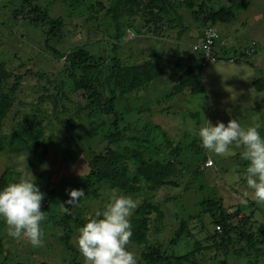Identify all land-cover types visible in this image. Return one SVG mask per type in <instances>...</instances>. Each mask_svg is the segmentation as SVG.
<instances>
[{"label":"rangeland","instance_id":"1","mask_svg":"<svg viewBox=\"0 0 264 264\" xmlns=\"http://www.w3.org/2000/svg\"><path fill=\"white\" fill-rule=\"evenodd\" d=\"M185 1L173 0L175 9L170 12L153 10L161 21L155 23L153 19L151 26L152 17L148 15H125L119 20L120 34L125 37L116 40L115 24L103 10L111 0H33V6L64 21L61 37L46 45L45 28L28 20L33 15H24L27 10L21 0H0V63L13 75L23 77L13 109L0 124V139L15 129L31 127L44 143L17 154H9L4 148L0 151V176L8 169L11 183L31 173L45 194L42 210L48 215L41 224L44 246L39 248L9 236L0 218V264H68L73 259L84 264L76 242L78 229L105 209L114 192H123L101 183L94 187V193L84 192L73 202L72 215L77 222L71 224L70 244L77 255L59 242L63 232L58 221L64 212L59 205L66 207L72 182L82 179L90 160L106 151L107 136L113 132L110 123L115 117L120 120L121 148L138 151L145 161L170 162L178 170L169 184L155 190L141 180L137 191L123 193L130 194L137 207L146 201L158 205V211L163 213L162 218L153 211L148 216V245L162 244L167 248L181 221L187 223L192 238L180 240L168 249L170 252H189L194 240L206 245L204 238L212 233L214 212H207V204L202 203L214 201L230 211L243 207L250 219L248 227L257 233L258 240H263L256 245L260 256L251 252L244 258L230 257L228 263L264 264V205L254 202L247 187V162L240 158L241 149L233 146L232 154L218 156L201 146L197 134L206 120L215 126L217 121L227 125L230 119H237L242 126L259 124L264 137V104L260 103L264 93L251 96L254 89L258 90L257 84L264 83V0H190L192 9H187ZM221 9L231 18L215 22L218 45L214 54L226 60L236 57L233 51L240 48L256 51L250 55L249 50V58L243 61L204 64L191 47L204 29V11ZM198 12L202 14L194 17L192 13ZM113 45L117 46L115 54L122 66L158 65L162 74L133 92L118 95L116 91L114 114L106 116L89 109L78 112V106L86 101L80 94L67 93L71 69L61 55L76 46L89 51L100 63L95 72L97 86L107 95L104 79L111 71ZM195 66H200L199 70ZM196 70L203 81L204 94L172 95L178 80L194 76ZM9 81L13 83L14 77ZM62 82L60 94L55 86ZM247 82L256 84L246 91L243 84ZM207 159L213 161L214 167L200 170ZM241 245L246 247L245 242ZM235 247L239 248V244ZM128 248L139 259L140 249L131 243ZM208 252L200 264H216L210 259L212 252Z\"/></svg>","mask_w":264,"mask_h":264},{"label":"trees","instance_id":"2","mask_svg":"<svg viewBox=\"0 0 264 264\" xmlns=\"http://www.w3.org/2000/svg\"><path fill=\"white\" fill-rule=\"evenodd\" d=\"M21 1L27 10L24 15L28 14V12L33 15L31 19L28 20L45 28L46 45L61 37V30L64 22L62 18L50 17L46 11H41L38 7L33 6V0ZM173 4V0H111L110 5L103 10H105V15L110 16L115 24L116 40H122L123 36L120 34L119 25V20L122 17L125 15H148L152 17L148 25L151 26L153 19H155V23L161 21L157 14H153V10L158 9L160 11L170 12L175 9ZM184 5L187 9L193 8V3L190 0H186ZM103 7L102 5V8ZM204 9L206 8L204 7ZM204 13L203 19L206 21L204 27L207 25L214 26L215 22L224 23L231 18V14L227 13L224 9L216 12L204 11ZM192 14L195 17L197 14H202V12ZM115 45H113L114 57L112 58L111 71L104 79L108 89L107 95L97 86L99 84V79L95 77V72L97 73L100 63L89 51L84 49L83 46H76L65 55H61L65 57V61L69 64L71 69L67 93L80 94L86 101L85 105L78 106V112L89 109L106 116L114 114L113 104L117 97L116 91L118 95L133 92L147 86L162 74L158 65L143 64L135 67L122 66L119 64L118 58H116L115 53L117 46ZM217 45L218 40L214 48ZM55 52L57 54V51ZM198 55L204 64L215 63L221 60L227 63H233L239 60V58L236 57H230L224 60L217 57L213 52L217 60L215 62H204L201 54L198 53ZM248 56V52L244 53L242 59H247L249 58ZM231 59H234V61L230 62ZM196 69L199 70V67ZM197 70L194 76H187V78L178 80L173 86L172 95H180L184 92H188L191 95L204 94L205 88L203 81L200 74L197 73ZM38 76L41 78L43 77V75ZM12 77H14V82L10 83L9 80ZM22 78L21 75L15 76L13 73L7 71L5 69V64L0 63V124L13 109L15 102L14 96ZM62 86L63 82L55 86L56 91L60 94ZM62 95L66 97L65 94ZM195 115L196 114H193L192 116L195 117ZM110 124L113 128V132L107 136L109 146L106 148L104 154L95 155L90 160L88 172L86 175L82 176V179L72 182L70 192L66 196L67 201L72 199L70 196L71 191L82 190L83 193L93 191L94 187L101 183L123 193H131L138 190V183L143 180L149 189L155 190L165 184H169L171 176L177 173L178 170L170 162L161 163L160 161H145L140 157L138 151L129 150L126 147L121 148L119 145L122 136V131L119 129L120 120L115 117ZM38 134L39 132L31 129V127L15 129V131L9 133L4 139H0V151L6 148L5 151L7 153L17 154L26 150L36 149L38 146L44 145V143H42V136ZM131 166H134V169L130 168ZM8 173L9 170L6 169L0 176V190L9 184L7 178ZM72 204L73 202L66 204V210H64L63 215H61L58 221V225L62 228L63 232V236L58 238L63 247L77 255V252L70 244V239L73 235V226L71 224L77 222V219L72 215ZM204 204H207V212H214V214H211L213 219L212 233L206 234L204 238L206 245H202L199 241L194 240V247L191 251L182 255H176L168 249L176 245L180 240L183 241L187 238H192L187 223L181 221L173 238L169 240L166 246L167 248H164L162 244L148 245L147 233L149 231L150 222L148 216L153 211L158 214L159 218H162L163 213L158 211V205L146 201L141 203L130 218L133 230L131 244L140 249V257L137 259V264H200L201 258H203L208 251L212 252L213 255L210 259L216 264H229L228 260L230 257L244 258L248 257L251 252H253V255L256 257L260 256V249L257 248L256 245L262 244L263 240H258L256 238L257 233L252 231L251 227H248L251 223L250 219L246 217L243 207L236 206L237 209L230 211L220 202L208 201L207 203H202V205ZM242 214L244 216H242ZM216 226L220 227V233L215 230ZM201 228L204 230L205 227L201 226ZM248 229L250 232L247 233L246 231ZM243 242H245L246 247L241 245ZM238 244L239 248H236L235 245ZM142 245H145V248L141 249L140 246ZM219 257H221V260ZM68 264H78V262L76 259H73Z\"/></svg>","mask_w":264,"mask_h":264},{"label":"clouds","instance_id":"3","mask_svg":"<svg viewBox=\"0 0 264 264\" xmlns=\"http://www.w3.org/2000/svg\"><path fill=\"white\" fill-rule=\"evenodd\" d=\"M259 128V124L242 126L237 119H230L227 125L217 121L215 126L206 120L197 134L201 146L218 156L232 154L233 146L241 149L240 158L247 162V187L254 202L264 205V137ZM70 196L72 199L67 203L77 201L83 191L73 190ZM44 199L45 194L31 173L0 190V218L9 236L25 239L34 248L44 246L41 228L47 219V213L41 210ZM59 206L66 210L64 204ZM136 208L137 202L130 194L114 192L105 209L87 219L76 238L84 264H137L135 253L128 248L133 236L130 218Z\"/></svg>","mask_w":264,"mask_h":264},{"label":"built area","instance_id":"4","mask_svg":"<svg viewBox=\"0 0 264 264\" xmlns=\"http://www.w3.org/2000/svg\"><path fill=\"white\" fill-rule=\"evenodd\" d=\"M218 40V32L216 31L215 27L212 25H207L202 30L201 39L199 42L192 45L191 50L195 53H200L204 62H215L217 57L213 55L214 52V45ZM234 59H231L230 62H233ZM213 161L207 159L203 163L204 168L212 167ZM215 230L220 233L221 229L219 226L215 227Z\"/></svg>","mask_w":264,"mask_h":264},{"label":"crops","instance_id":"5","mask_svg":"<svg viewBox=\"0 0 264 264\" xmlns=\"http://www.w3.org/2000/svg\"><path fill=\"white\" fill-rule=\"evenodd\" d=\"M201 35H202V30L200 31V34H199V36H198V39H197V42H199L200 41V38H201ZM197 42H195V43H197ZM194 43V44H195ZM220 45V44H219ZM229 48H233L232 46L230 47L229 46ZM243 50V48H240L239 49V51L237 52V51H233V53L235 52V55H236V58H239V60L237 61V62H239V61H243L244 59H242V55L244 54V53H249V50H251L250 51V55H252L255 51H256V48H255V51H253L252 49H245L244 51H242ZM257 50H258V47H257ZM240 51H242V52H240ZM220 53H221V51H219ZM222 52L223 53H226V50L224 49H222ZM238 55V56H237ZM249 55V56H250ZM248 56V57H249ZM199 58H200V56H198ZM247 57V56H246ZM224 59V58H223ZM219 62H225V61H219ZM257 64H259V63H257ZM196 68H198V67H200V66H195ZM256 84V82H252L251 83V85H250V82H247V83H244L243 85H244V90H248V88L250 87V88H252V86H254ZM257 87H258V90H256V89H254L255 90V92H252L251 93V96L252 97H254V96H256V94H261V93H264V83L262 84H260V82L257 84ZM205 92V91H204ZM260 103H261V105H263L264 104V96L260 99ZM198 124V123H197ZM197 124H195V125H197ZM214 167V166H213ZM213 167H208V168H213ZM203 169V166H201V168H200V170H202Z\"/></svg>","mask_w":264,"mask_h":264}]
</instances>
